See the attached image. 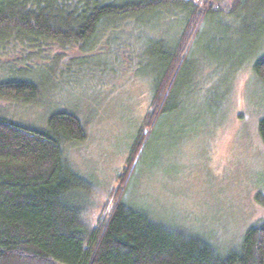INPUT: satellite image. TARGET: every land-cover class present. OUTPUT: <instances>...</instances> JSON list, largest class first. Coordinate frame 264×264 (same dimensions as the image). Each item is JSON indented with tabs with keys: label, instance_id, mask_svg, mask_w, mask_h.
I'll list each match as a JSON object with an SVG mask.
<instances>
[{
	"label": "trees",
	"instance_id": "obj_1",
	"mask_svg": "<svg viewBox=\"0 0 264 264\" xmlns=\"http://www.w3.org/2000/svg\"><path fill=\"white\" fill-rule=\"evenodd\" d=\"M216 14L235 20L227 31L256 43L246 57L258 56L252 69L264 82V0H0L4 102L30 104L42 92L43 80L23 76L22 64L56 71L66 56L68 67L95 64L103 61V43L107 57L130 61L140 49L158 64L149 109L117 187L91 226L83 218L87 183L66 155L87 137L78 113L56 106L43 128L0 114V264H264V219L223 253L206 237L167 226L125 198L153 128L179 109L189 56L202 24ZM257 125L264 143V117ZM255 200L264 206L262 193Z\"/></svg>",
	"mask_w": 264,
	"mask_h": 264
},
{
	"label": "rangeland",
	"instance_id": "obj_2",
	"mask_svg": "<svg viewBox=\"0 0 264 264\" xmlns=\"http://www.w3.org/2000/svg\"><path fill=\"white\" fill-rule=\"evenodd\" d=\"M219 16L202 24L178 89L179 109L153 128L125 198L167 226L206 237L224 253L264 219V206L255 200L258 192L264 195V143L257 125L264 117V82L252 69L258 56L246 57L256 43L227 31L235 20ZM219 33L226 34L218 39ZM103 44V61L95 64L68 67V56L56 71L48 64H22L23 76L43 80L40 96L30 104L0 99V114L32 126L43 128L56 106L84 121L87 137L66 155L87 183L83 218L90 226L117 187L158 67L140 49L130 61L107 57Z\"/></svg>",
	"mask_w": 264,
	"mask_h": 264
}]
</instances>
